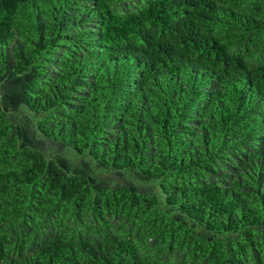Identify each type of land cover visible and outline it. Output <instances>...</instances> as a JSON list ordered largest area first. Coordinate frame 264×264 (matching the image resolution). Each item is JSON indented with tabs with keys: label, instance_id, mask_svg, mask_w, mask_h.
Segmentation results:
<instances>
[{
	"label": "trees",
	"instance_id": "1",
	"mask_svg": "<svg viewBox=\"0 0 264 264\" xmlns=\"http://www.w3.org/2000/svg\"><path fill=\"white\" fill-rule=\"evenodd\" d=\"M0 264H264V0H0Z\"/></svg>",
	"mask_w": 264,
	"mask_h": 264
}]
</instances>
